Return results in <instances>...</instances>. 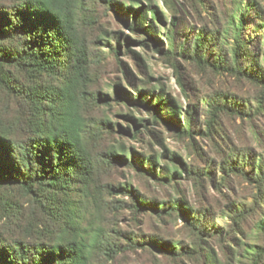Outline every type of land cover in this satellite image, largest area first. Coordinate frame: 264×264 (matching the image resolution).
I'll return each instance as SVG.
<instances>
[{
  "label": "trees",
  "instance_id": "trees-1",
  "mask_svg": "<svg viewBox=\"0 0 264 264\" xmlns=\"http://www.w3.org/2000/svg\"><path fill=\"white\" fill-rule=\"evenodd\" d=\"M176 1L199 21L182 40L174 36ZM100 2L123 28L142 36H125L127 43L149 49L151 40L153 52L162 53L180 86L185 80L176 61L209 69L253 90L251 97L229 92L217 101L200 99L206 120L200 124L195 110L200 105L192 106L187 115L192 113L195 123L186 129L179 121L178 126L173 123L183 108L179 98L167 93L169 78L158 76L156 84L141 81L147 90H137L136 100L125 97L131 109L140 105L164 112L176 135L194 139L211 136L215 126L224 135L221 117L236 118L249 126L264 153V0H231L224 10L214 9L209 0H165L174 16L165 35L155 28L162 16L152 0ZM105 33L89 0H0V264H116L127 252L137 251L155 256L153 264H216L209 240L244 234V223L254 217L257 240L248 244L247 263L264 264V155L250 158L255 148L229 154L219 163L217 181L210 170L201 171L216 193L229 174L253 191L249 204L228 203L216 209L201 200L203 188H197L195 178L199 170L176 153L146 156L116 141L114 134L137 139L138 131L131 134L118 125L115 130L109 118L88 115V108L108 105L100 91H90L93 66H101L91 46L103 53L97 44L105 43ZM159 36H167L166 50L157 47ZM119 47V39L116 48L110 47L117 65L122 63ZM127 51L145 75L144 59ZM182 98L190 100L188 94ZM106 134L111 139L103 144ZM127 157H136L138 166L126 164ZM247 158L251 163H245ZM111 169L131 170L171 187L186 175L195 185L196 199L186 204L176 197L147 199L133 184L118 182L115 174L114 181L103 182L99 172ZM105 210L111 213L109 220L102 215ZM125 210L131 223L149 215L161 222L180 221L181 228L177 234L135 237L116 223Z\"/></svg>",
  "mask_w": 264,
  "mask_h": 264
},
{
  "label": "rangeland",
  "instance_id": "rangeland-1",
  "mask_svg": "<svg viewBox=\"0 0 264 264\" xmlns=\"http://www.w3.org/2000/svg\"><path fill=\"white\" fill-rule=\"evenodd\" d=\"M93 9L96 11L98 21L101 25L102 32H106L104 36L105 43H98L97 48L102 50L103 53H99L95 48V45L91 46V52L95 57L101 59V66L94 67L92 69L93 84L90 87L91 92L100 91L101 96L107 98L108 105L91 110L88 108V115L91 118H102L107 117L113 123L115 130L118 126L122 128H128L131 134L136 133L137 139H125L120 138L119 135L114 134L112 137L116 141L123 142L127 148H134L136 153L144 154L149 156L151 154L160 155L166 152L167 154L176 153L188 166H193L195 172L198 174L197 188L202 191L200 193L201 200L204 203H210L216 209H225L228 203H246L249 204L251 201L250 196L252 190L248 188L244 183L241 182L234 175L229 174L223 185L218 187L221 192L216 193L212 188V184L206 180L205 177H201V171L210 170L212 176L217 181L219 163L222 158L234 154L237 152L247 151L249 148H255L254 153L251 154L250 158H263V149L258 146V142L255 140L253 133L249 126L242 124L239 119L230 118L229 116H223L220 119V124L224 130V135L220 130L216 129L212 131L211 136L205 137L198 136L195 139L187 137L185 135L178 136L175 131L170 128L169 121L170 117L163 113H155L153 108H144L140 105L136 106V109H131V105L125 99H137V90L144 89L141 81L144 85L149 82L156 84L158 76H167L169 81L165 80L167 93L173 95L175 98L180 99L181 107L183 112L175 120L176 123L179 121L181 128H186L187 124L192 126L195 123V116L192 113L187 115L188 109L191 110L192 106L200 105L201 100H218L217 97L223 96L224 94L236 93L237 95L249 96L253 95V90L246 84L236 83L235 81L213 73L209 69L198 67L194 64L185 63L182 61L178 62L182 77L184 78L185 86H180L175 76L170 74L163 62L162 53H155L154 45L151 40H148L150 48L143 49L136 43H127L126 37L132 40L141 39L142 36L136 35L123 28L115 14L109 10H105L104 6L101 5L100 0H89ZM212 2L214 9L218 8L221 10L227 9L231 0H209ZM165 0H152V4L156 5L161 13L162 22H155V28L157 31H161L164 35L167 29L170 28V24L173 21V13L167 8L164 3ZM176 8L178 13L176 14V21L174 31L176 33L175 39L182 40L187 36H190L191 27H199L198 19H195L190 9L184 11L181 3L176 1ZM111 10H114L113 8ZM166 37L159 36L158 48L159 50L167 49ZM117 39H119V60L122 62L119 65L116 64V60L111 52L110 47H117ZM103 46V47H100ZM130 51L138 53L147 65L145 75L140 71L138 67V61L133 57ZM127 51V53H126ZM127 54V55H126ZM165 78V77H164ZM119 83L120 89L116 88ZM155 86V85H152ZM147 93V91H145ZM184 94L190 96V100L182 98ZM149 100L150 97L146 96ZM120 100L121 103L116 104L115 101ZM125 105V106H124ZM205 108L203 104L200 105V109L196 110V119L202 124L206 120L202 109ZM130 109V111L128 110ZM127 116V118L123 116ZM168 120V122H167ZM118 125V126H117ZM142 126V127H141ZM255 128L259 130L257 122ZM193 130V128H191ZM111 139L110 135H103L102 142L107 143ZM137 157V156H136ZM135 158H128V165H137ZM250 158L246 159V164L251 163ZM163 159L160 160V164L163 163ZM243 167H246L245 165ZM133 168V167H130ZM123 171V170H122ZM100 178L103 182L114 181L116 175L118 182L124 184L125 182L133 184L139 194L147 199L154 198L159 201H169L173 198H180L182 202L180 204H186L196 199V188L192 179H187L186 175H182L180 179H175L171 186L165 182L156 184L152 180H145L136 175L133 171L120 172L116 170L100 171ZM194 176V175H193ZM218 186V184H215ZM119 199L123 198L129 200L128 197L117 196ZM152 200V199H151ZM108 210L102 212L105 220L111 218V213H107ZM130 214L128 211H123L122 215L118 218L116 223L119 224L120 228L124 229L125 232L134 234L135 237L143 238L150 234L159 233L165 234L169 232L176 233L181 228V222L176 223L161 222L156 220L152 216H139L137 221L131 223L129 221ZM258 220V217L250 218L244 223V234L236 233L232 236H225L222 239L209 240L208 246L212 247L216 254V264H248V251L250 246L249 243L253 244L257 240L254 237L255 227L254 223ZM177 234V233H176ZM246 250V251H245ZM248 250V251H247ZM156 257L144 252L137 251L136 253L127 252L125 258L117 260L116 264H153L156 261ZM164 264L163 261H160ZM169 264H175L170 263ZM193 264H201L195 261Z\"/></svg>",
  "mask_w": 264,
  "mask_h": 264
}]
</instances>
